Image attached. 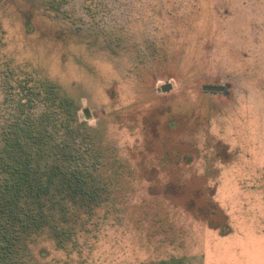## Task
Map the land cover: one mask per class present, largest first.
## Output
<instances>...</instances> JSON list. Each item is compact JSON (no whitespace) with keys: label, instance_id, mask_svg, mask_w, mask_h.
I'll list each match as a JSON object with an SVG mask.
<instances>
[{"label":"rangeland","instance_id":"1","mask_svg":"<svg viewBox=\"0 0 264 264\" xmlns=\"http://www.w3.org/2000/svg\"><path fill=\"white\" fill-rule=\"evenodd\" d=\"M62 11L0 0V72L49 84L64 117L71 102L102 167L88 193L109 200L86 261L47 242L46 262L264 264V0Z\"/></svg>","mask_w":264,"mask_h":264},{"label":"trees","instance_id":"2","mask_svg":"<svg viewBox=\"0 0 264 264\" xmlns=\"http://www.w3.org/2000/svg\"><path fill=\"white\" fill-rule=\"evenodd\" d=\"M39 1L65 17L71 15L63 8L78 3L97 19L112 13V2L132 0ZM12 74L0 72V260L14 256L13 262L24 263L37 237V264H50L47 242L67 257L86 261L82 254L92 255L93 246L107 235L104 223L110 218L100 214L109 200L88 193L102 169L90 165L97 145H85L89 129L78 122L70 101H60L72 114L64 117L53 87L30 74Z\"/></svg>","mask_w":264,"mask_h":264}]
</instances>
